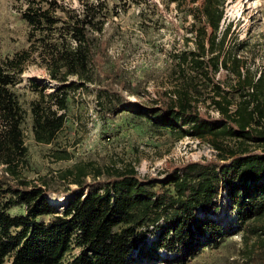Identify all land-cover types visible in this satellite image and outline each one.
Returning <instances> with one entry per match:
<instances>
[{
	"label": "trees",
	"instance_id": "obj_1",
	"mask_svg": "<svg viewBox=\"0 0 264 264\" xmlns=\"http://www.w3.org/2000/svg\"><path fill=\"white\" fill-rule=\"evenodd\" d=\"M169 1L192 15L186 26L192 35L170 52L173 96L149 113L180 138L210 143L218 160L177 164L163 178L141 176L132 163L82 160L58 172L68 182L61 191L46 175L25 174L29 111L15 87L31 64L56 85L46 92L48 84L32 82L39 94L30 106L38 143H53L69 127V97L91 85L108 115L128 109L125 83L116 88L119 74L107 66L103 35L111 9L107 0H15L28 45L0 57V264L8 257L12 264H137L157 259L162 249L185 263L225 239V223L211 216L223 195L235 207L237 229L246 241L254 239L234 264H264V62L249 54V38L229 44L232 23L221 28L227 0ZM51 155L71 158L66 149ZM61 192L69 198L58 206L49 196ZM16 205L24 212L12 214Z\"/></svg>",
	"mask_w": 264,
	"mask_h": 264
},
{
	"label": "rangeland",
	"instance_id": "obj_2",
	"mask_svg": "<svg viewBox=\"0 0 264 264\" xmlns=\"http://www.w3.org/2000/svg\"><path fill=\"white\" fill-rule=\"evenodd\" d=\"M187 1L190 6L203 2ZM107 2L112 14L103 35L107 41V66L119 74L116 88L120 89V80L125 83L123 96L131 101L128 109L108 115L100 105L102 101L97 96L96 87L91 85L88 90L69 97V127L61 131L53 143H38L32 131L30 106L39 94L32 82L48 84L46 92L54 91L56 85L44 79L43 68L31 64L15 87L23 106L29 111L23 125L29 149V167L25 174L29 178L46 175L51 178L52 188L57 190L68 188V182L61 179L58 172L82 160H91L99 166L132 163L141 176L163 178L174 165L219 158L218 151L207 141L190 135L180 138L155 123L149 113L152 106L157 107L173 96L175 79L170 52L184 42V35H192L186 29L192 22V15L179 10L176 1ZM185 6L187 4L183 3V8ZM229 22L232 23L229 44L237 36L239 40L249 38V54L256 56L257 63L264 62V0H227L221 28ZM27 45L28 25L15 0H0V57L12 55ZM200 104L206 108L204 103ZM211 112L217 114L214 110ZM55 149L68 150L71 158L54 160L51 154ZM70 186L75 187L74 184ZM50 195L55 200L62 199L58 206L65 205L69 198L63 192ZM231 202L223 195L219 210L211 214L225 223L226 236L218 247L205 246L185 263L179 261L174 252L162 249L157 259H142L137 264H234L235 260L241 259L243 246H252L254 239L246 241L243 230L237 229L239 219ZM10 212L22 213L24 207L13 206ZM4 264H12L11 258L8 257Z\"/></svg>",
	"mask_w": 264,
	"mask_h": 264
},
{
	"label": "bare ground",
	"instance_id": "obj_3",
	"mask_svg": "<svg viewBox=\"0 0 264 264\" xmlns=\"http://www.w3.org/2000/svg\"><path fill=\"white\" fill-rule=\"evenodd\" d=\"M49 199L52 203L56 204V205H59V204H62V199L61 198H58L57 200H55L51 195L49 196Z\"/></svg>",
	"mask_w": 264,
	"mask_h": 264
}]
</instances>
